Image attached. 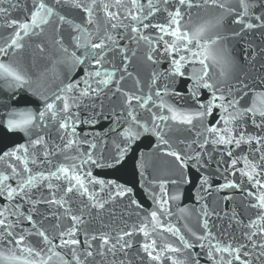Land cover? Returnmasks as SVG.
I'll return each mask as SVG.
<instances>
[{"label":"snow or ice","instance_id":"6c2138e0","mask_svg":"<svg viewBox=\"0 0 264 264\" xmlns=\"http://www.w3.org/2000/svg\"><path fill=\"white\" fill-rule=\"evenodd\" d=\"M21 7L20 0H0V16L13 29L0 45V88L16 93L31 87V77L12 56L24 48L27 38L43 36L49 27L55 33L54 65H64L69 75L50 95L32 93L41 102L35 111L0 105V124L27 137L26 143L0 151L5 166L0 170V245L13 246L8 254L0 253V264H92L96 256L109 254L116 264L117 253L127 257L136 235L143 237L139 251L156 264L165 260L202 264V259L206 264H264V88L232 77L235 60L226 42L240 32H223L229 17L242 26L241 31L264 27V0H24L25 16L10 18L11 11ZM202 7L215 9V14L191 25V10ZM160 13L166 21L154 22ZM141 42L148 46V61L167 63L152 73L147 94H142L139 80L137 93L120 86L125 75H131L129 44ZM37 48L45 51L42 44ZM117 51L121 66L106 67L111 64L109 53ZM244 59H249L248 53ZM81 68L83 74L76 76ZM213 69L219 70V78L211 74ZM108 92L109 99L123 97L119 111L115 107L105 111L102 97ZM86 101L92 102L93 112L90 119L82 120L76 109ZM102 121L108 122L103 134L77 131L81 124L94 127ZM249 126L257 131L249 133ZM53 129L60 143L52 138ZM173 130L192 136L173 141L168 135ZM146 138H154L157 158L139 153V181L128 184L94 176L93 169L121 171L137 143ZM245 144L249 154L234 157L235 149ZM209 145L213 151H221L222 146L221 157L230 158L225 172L239 171L246 178L241 183L249 186L243 191L256 213L244 225L242 240H218L209 226L215 213L201 204L206 197L200 193L210 195L212 189L202 172L212 162ZM241 160L243 167L237 168ZM222 162L217 161V171ZM191 171L200 173L199 232L186 222L179 226L184 208L173 221L179 189L192 183ZM161 173L168 178H161ZM169 185L175 190L170 191ZM221 187L238 189L240 184ZM41 188L48 189L49 197L34 199L33 192ZM137 188L151 202L149 207L137 197ZM125 198L139 218L130 227L115 235L84 227L86 215L94 210L99 214L106 205ZM39 204L55 205L59 211L38 221L34 217ZM62 218L69 221L67 226H61ZM44 220L54 221L52 232L43 227ZM164 234L173 239H161ZM33 236L35 241L30 239ZM184 253L189 255L183 259L176 255Z\"/></svg>","mask_w":264,"mask_h":264},{"label":"water","instance_id":"95a60500","mask_svg":"<svg viewBox=\"0 0 264 264\" xmlns=\"http://www.w3.org/2000/svg\"><path fill=\"white\" fill-rule=\"evenodd\" d=\"M22 7L17 10H12L10 18L12 19H22L25 16L23 10L24 0H20ZM4 7H9L8 4H4ZM258 11V9H257ZM215 14V9L210 8H193L191 10V25L199 24L203 19H206ZM166 17L163 13L158 14L154 17V22L164 23ZM241 25L233 24L231 22V17L225 20L223 25V32L230 35L232 32H240V35L232 37L227 40V48L231 56L235 60V66L232 69V77L235 78L239 76L245 79L249 84H256L259 86L258 90L264 88V83H261L260 78H264V27L244 30L241 31ZM13 29L5 26V18L0 16V45L3 44L4 39H6ZM149 32L152 30L149 29ZM55 37L54 30L49 27L43 36H33L27 38L24 41V48L15 53L12 59L18 61L22 67L25 68L29 76L31 77V87L20 89L18 92L13 93L6 89L0 88V105H11L14 108H32L34 111L41 106L39 99L34 96L33 92H41L45 95H50L52 92L56 91L62 84L66 83L68 80V69L64 65L55 64L56 54L53 46V40ZM42 44L45 48L44 52H41L37 45ZM133 52L135 53L133 55ZM245 53L249 54V59L245 60ZM255 53V58H251V54ZM148 46L141 42L139 45L136 43H130L128 47V72L131 75H125V78L121 82V88L130 92L137 93V80H139L140 85L143 86L144 92L142 94H147L148 86L151 81V76L154 71H160L167 67L166 62H162L159 65H154L147 60ZM108 59L111 61L110 65L106 67H111L115 65L117 68L121 66L122 57L121 54L117 52H111L108 55ZM83 74V69H77L76 76H81ZM217 78H219V70L213 69L212 73ZM121 73H117V76ZM163 82V81H161ZM9 96H13L14 99L11 101L8 99ZM111 93L108 92L102 97L105 105V111L107 112L111 108L115 107L117 111L121 106L123 97L117 94V96L112 97ZM172 102L183 103V101L171 98ZM245 99H248L247 97ZM96 108H99V101L95 102ZM3 109H0L2 111ZM79 112L80 118L82 120L90 119L93 112L92 102H85L76 109ZM147 117V114H144ZM108 127L107 121H102L91 127L87 124H81L77 129L78 132L82 134L90 132H100L103 134ZM249 133H254L257 131L251 126L248 127ZM173 141L177 137L190 139L192 134L188 132H178L171 131L168 134ZM52 138L56 143H60L58 136L59 133L53 129L51 132ZM90 138V137H89ZM27 137L24 136L22 132L12 133L9 132L2 124H0V151L8 150L11 147L16 146L18 143H26ZM180 147H183L182 145ZM154 149V138H146L138 142L135 146L134 153H131L125 162L121 171H116L114 169L100 170L93 169L94 176L101 179H117L120 183L131 184L133 179L139 181V175L137 170V165L139 164V153H145L147 156L155 160L156 153ZM223 150L221 146V151ZM208 151L212 155V162L208 166L202 169V172L209 177V183L212 185L211 194H205L201 192V195H205V200L201 201V204L207 205V210L209 213H215L209 218V226L213 234L218 240L223 242H228L230 240H242V233L246 231L244 227L248 223L249 218H255V209L248 207L250 200L245 196L244 191L249 186L248 184L241 183L242 178L239 171L235 175L231 174V169L225 172V168L228 167L229 157L226 155L221 157V151H213L212 146L209 145ZM245 154H249V146L241 145L240 148L235 149L233 156L242 157ZM56 159H60L57 157ZM170 159V158H166ZM223 159L224 162L219 164V171H217V161ZM207 160V157H205ZM5 166L0 163V170ZM243 167V161L237 165V168ZM134 170L137 171V175L133 177ZM161 178L167 179L168 176L161 173ZM192 183L189 185H182L179 189L181 193V198L179 201L175 202L173 206V212L176 215L173 217L175 222L177 217L181 216L179 212L180 208H184L186 211L184 213V219H181L180 225L183 228V224L186 222L194 230L201 231L200 223L203 217L198 215L200 209V204L196 203L199 198L197 194L198 178L200 173L195 171L190 172ZM230 182H235L240 184V188L231 187H221L222 185ZM56 183V181H53ZM169 190L174 191L175 186L169 185ZM59 195V193L57 194ZM49 191L47 188H41L33 192L34 199L48 198ZM137 197L141 199L145 207L150 206V201L143 197L142 190L137 188ZM27 207V206H26ZM39 213L34 217L36 220H42L49 213H55L59 211L55 205L49 206L47 204H39ZM75 207V205H74ZM135 209L127 206V198L125 200H117L113 203L106 205L105 209L99 214L94 210L91 216H85L87 221L84 227L92 231L108 232L113 235L119 230H123L126 227H130L139 218L135 215ZM235 214V218H234ZM242 220L243 223H237V221ZM54 221L44 220L43 227L48 229L49 232L53 231ZM69 221L67 219H61V226H67ZM171 241L173 238L168 234H164V237ZM31 240L35 241L36 237H31ZM133 241V247L128 250V256L125 257L122 253H117L115 257L116 264H119L120 260H124V264H156V262H150L144 256L142 252L139 251V242L143 240V237L136 235L131 238ZM98 243V242H94ZM11 244L0 245V253L8 254L9 249H12ZM196 251H200L196 249ZM183 259L188 256V253H184L182 256L176 254ZM114 258L109 254L107 257L96 256L95 261L92 264H112ZM164 264H170L169 261L165 260ZM202 264H206V261L202 259Z\"/></svg>","mask_w":264,"mask_h":264}]
</instances>
